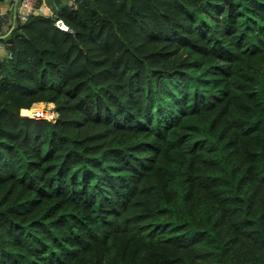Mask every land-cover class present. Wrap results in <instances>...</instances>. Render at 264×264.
<instances>
[{
  "label": "trees",
  "instance_id": "16d2710c",
  "mask_svg": "<svg viewBox=\"0 0 264 264\" xmlns=\"http://www.w3.org/2000/svg\"><path fill=\"white\" fill-rule=\"evenodd\" d=\"M54 2L1 61L0 264H264V0Z\"/></svg>",
  "mask_w": 264,
  "mask_h": 264
},
{
  "label": "built area",
  "instance_id": "2783aa9c",
  "mask_svg": "<svg viewBox=\"0 0 264 264\" xmlns=\"http://www.w3.org/2000/svg\"><path fill=\"white\" fill-rule=\"evenodd\" d=\"M44 4L45 3L43 0H20L21 10L17 14V21H25L29 14H51L45 12ZM11 30V27H9L4 32H0V38L9 36ZM43 103L44 105L40 107L34 106L35 103H33L30 108L24 110L22 114H25L29 117H42L55 121L58 113L55 110L54 103L49 101H44Z\"/></svg>",
  "mask_w": 264,
  "mask_h": 264
},
{
  "label": "water",
  "instance_id": "95a60500",
  "mask_svg": "<svg viewBox=\"0 0 264 264\" xmlns=\"http://www.w3.org/2000/svg\"><path fill=\"white\" fill-rule=\"evenodd\" d=\"M19 1L20 0H0V32H4L8 27H11V29H13L16 24L17 27L20 26V22H17V16H18L17 14H13V18L16 20L15 24L11 25L10 23V18H11L10 11L14 10L13 5H18ZM43 1L52 12L57 11V6L54 0H43ZM57 24L63 29L67 28V26L64 24V22L61 19L57 20ZM0 39L4 40V41L0 40V46L5 47L6 50V55L0 58V66H1V61L3 58H5L6 56L7 57L12 56L14 43H13V38L10 35L6 37H2Z\"/></svg>",
  "mask_w": 264,
  "mask_h": 264
},
{
  "label": "crops",
  "instance_id": "0c3cea01",
  "mask_svg": "<svg viewBox=\"0 0 264 264\" xmlns=\"http://www.w3.org/2000/svg\"><path fill=\"white\" fill-rule=\"evenodd\" d=\"M57 6V9H58V5H56ZM13 11L11 10L10 11V23H11V25H13V24H15V19L13 18V14H18L19 12H20V10H21V7H20V1H19V3H18V5H13ZM44 9H45V12H48V13H51L52 11L46 6V4H44ZM52 13H54V12H52ZM9 28V27H8ZM7 29V28H6ZM6 55V50H5V47H1L0 46V58H2L3 56H5ZM42 102H44V101H40L39 103H42Z\"/></svg>",
  "mask_w": 264,
  "mask_h": 264
},
{
  "label": "rangeland",
  "instance_id": "374dc122",
  "mask_svg": "<svg viewBox=\"0 0 264 264\" xmlns=\"http://www.w3.org/2000/svg\"><path fill=\"white\" fill-rule=\"evenodd\" d=\"M40 102V101H39ZM34 103H38V102H34ZM39 107H40V105H39Z\"/></svg>",
  "mask_w": 264,
  "mask_h": 264
},
{
  "label": "clouds",
  "instance_id": "9594fccd",
  "mask_svg": "<svg viewBox=\"0 0 264 264\" xmlns=\"http://www.w3.org/2000/svg\"><path fill=\"white\" fill-rule=\"evenodd\" d=\"M52 13V12H51ZM18 22V21H17Z\"/></svg>",
  "mask_w": 264,
  "mask_h": 264
}]
</instances>
